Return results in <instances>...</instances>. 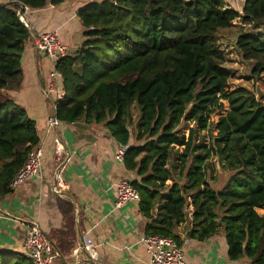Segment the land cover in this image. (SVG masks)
<instances>
[{"label": "trees", "instance_id": "trees-1", "mask_svg": "<svg viewBox=\"0 0 264 264\" xmlns=\"http://www.w3.org/2000/svg\"><path fill=\"white\" fill-rule=\"evenodd\" d=\"M0 5V199L40 140L36 123L10 92L24 82L30 33L20 5L32 10L66 0H5ZM86 41L60 60L61 122L105 124L137 175L145 235L206 242L223 235L231 262L264 264V33L236 43L262 95L230 88L218 35L240 19L264 29V0H246L243 16L226 0H116L78 14ZM81 65L80 72L76 67ZM227 114L217 123L212 118ZM191 126L189 134L184 128ZM216 132V133H214ZM179 163L178 170L175 164ZM227 173L216 191L210 180ZM168 182H172L168 185ZM184 229L181 232V229ZM0 264H35L0 251Z\"/></svg>", "mask_w": 264, "mask_h": 264}, {"label": "crops", "instance_id": "crops-1", "mask_svg": "<svg viewBox=\"0 0 264 264\" xmlns=\"http://www.w3.org/2000/svg\"><path fill=\"white\" fill-rule=\"evenodd\" d=\"M4 3L5 0H0V5ZM98 3L99 0H66L59 6L40 10L24 6L30 33L22 55L24 82L21 90L10 92L9 96L36 123L43 157L40 177L27 180L0 199L2 252L26 257L23 242L29 226L35 222L55 246V264L150 263L147 249L140 242L145 235L146 221L140 214L139 204L115 208L118 184L138 178L126 169L124 162L117 161L121 144L105 124L62 122L56 132L48 129L47 119L55 111L54 98L47 95V88L55 64L35 50L34 39L38 34L57 31L68 47L69 56L75 57L85 43L86 32L78 14ZM226 3L236 12L244 10V0H226ZM76 69L80 72L81 65ZM57 138L66 148L63 157H70L64 173L67 187L64 198L51 192ZM182 239L189 240L185 233ZM184 253L188 264H246L228 259L223 235L206 242L189 240Z\"/></svg>", "mask_w": 264, "mask_h": 264}, {"label": "built area", "instance_id": "built-area-1", "mask_svg": "<svg viewBox=\"0 0 264 264\" xmlns=\"http://www.w3.org/2000/svg\"><path fill=\"white\" fill-rule=\"evenodd\" d=\"M116 1H114L115 3ZM26 7L21 6L18 16L20 20L28 28L25 20ZM243 16V12L240 13ZM237 21H241L238 19ZM34 48L39 54L47 56L55 64V69L50 73V82L47 88V95L54 98L55 114L47 119L49 132H56L61 125V121L56 116L58 102L64 100L65 89L63 87V76L57 70V64L60 60L69 56L68 47L62 42L57 31L50 33L38 34L34 39ZM131 146H120L117 161L124 162L125 156ZM66 148L60 139H56L55 154L56 167L53 173L51 192L60 198L66 197L67 190L64 173L70 157H63ZM70 156V154H69ZM43 150L38 144L28 154L27 160L18 172L15 179L11 183V189L16 190L21 184L27 180L41 176ZM117 200L115 208L122 209L128 203L141 202V195L135 189L131 181H121L117 186ZM140 242L146 247L150 256L149 264H188L185 259L184 246L189 240H183L182 246L174 239L163 236L144 235ZM23 251L27 258L31 259L35 264H55L53 242L44 234L38 223H31L28 228L27 236L23 242Z\"/></svg>", "mask_w": 264, "mask_h": 264}, {"label": "rangeland", "instance_id": "rangeland-1", "mask_svg": "<svg viewBox=\"0 0 264 264\" xmlns=\"http://www.w3.org/2000/svg\"><path fill=\"white\" fill-rule=\"evenodd\" d=\"M100 3L104 1L114 2L116 0H99ZM241 1V0H240ZM246 2V0H244ZM260 33H264V29L261 28L259 30H254L252 26L245 25L241 21H236L234 26L230 29L221 30L218 35L219 43L221 48L226 54V63L224 65L225 70H227L230 74V88L235 89L238 87L247 88L260 97L262 92L254 86V82L251 78V71L254 67L253 62L245 61L242 58L241 53L236 48V43L238 38L242 34H253L258 35ZM86 41V39L84 38ZM229 110V106L225 103V108L221 115L214 116L212 121L217 123L219 119L227 114ZM191 126L184 128L183 133L185 135L189 134V129ZM216 133V132H214ZM175 168L178 170L179 163L175 164ZM216 180H210V183L214 190H221L227 181V173H221L217 171ZM168 185H171L172 182H168ZM260 214L264 215L263 212Z\"/></svg>", "mask_w": 264, "mask_h": 264}]
</instances>
